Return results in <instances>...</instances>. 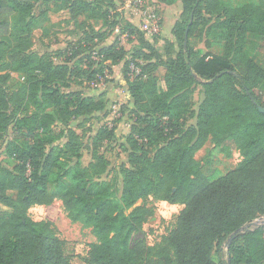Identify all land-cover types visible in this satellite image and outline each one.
Wrapping results in <instances>:
<instances>
[{
	"label": "trees",
	"instance_id": "trees-1",
	"mask_svg": "<svg viewBox=\"0 0 264 264\" xmlns=\"http://www.w3.org/2000/svg\"><path fill=\"white\" fill-rule=\"evenodd\" d=\"M125 1L0 0V139L14 161L12 168L0 164V264H75L54 224L29 216L55 198L72 222L93 229L98 242L90 264H264V225L246 228L264 216V94L257 92L264 68L246 52L248 36L264 38V0L238 6L158 0L181 5L164 53L125 18ZM55 11L68 12L80 39L40 54L34 34H48L43 25ZM199 28L207 47L211 39L223 43L222 55L191 46ZM109 30L135 38L131 57L117 39L106 44ZM121 64L129 98L121 111L132 126L122 137V117L101 126L88 147L92 162L82 167L85 143L73 123L108 116V100L104 93L66 91ZM14 75L24 82L11 92ZM210 140H231L241 151L234 171L204 175L195 156ZM113 144L128 160L118 168L120 189L118 181L102 180L111 166L103 149ZM150 197L185 207L160 244L132 245L154 216V209L135 205Z\"/></svg>",
	"mask_w": 264,
	"mask_h": 264
},
{
	"label": "rangeland",
	"instance_id": "rangeland-1",
	"mask_svg": "<svg viewBox=\"0 0 264 264\" xmlns=\"http://www.w3.org/2000/svg\"><path fill=\"white\" fill-rule=\"evenodd\" d=\"M157 0H146L144 6H135L136 8L126 11L130 22L135 26L144 28L146 23L143 19H149L150 16H155L156 22H158V31L152 30L146 31L144 34L146 39L155 44V47L164 53V40L173 39L171 31L174 20L180 14L179 6H176L174 11L166 13L158 7ZM227 5L238 6L243 4H258L263 0H222ZM124 7V6H123ZM151 14V15H150ZM51 20L48 23H44L43 27L48 31L47 35H44V31L39 29L35 32L33 41V50L43 54H55L57 50L63 49L68 43L77 42L81 31L75 28L74 24L69 21L68 12H52ZM97 30H108L102 27V23L95 20H89ZM108 32H111L110 30ZM122 44L130 53L128 57H131L133 49L137 46L138 42L135 38H130L121 31L116 30L111 32L110 38L106 41V44H111L116 40ZM208 39L203 33V29L199 28L195 31L194 35L190 38V44L195 49L205 50L213 55H222L224 53L223 43L218 40L211 39L212 46L207 47L206 42ZM246 52L249 56L253 57L259 65L264 68V38L259 36H248L246 44ZM175 51L174 56H176ZM62 59H56L57 63H61ZM106 77L99 76L97 80H87V76L80 81H75L72 84V88L66 92L80 91L84 93H104L108 100L109 115L99 116L98 118L88 119L84 121L83 118L76 120L73 126L77 133L82 137L85 143V152L81 161L82 167H87L92 162L91 153L88 150L91 144V139L95 136L96 132L103 125H110L114 120L123 118L119 124L117 131L118 136L122 137L129 133L132 122L129 113L123 115L121 107L128 103V95L125 90V81L122 74V64L116 66V68H106L104 73ZM160 78V85L164 87V74L165 70L160 68L156 73ZM94 81V82H92ZM24 82V79L19 75H14L11 84V92L18 89V87ZM97 88L98 90H95ZM258 94H264V83L260 89L257 90ZM195 107L198 105L199 95L195 94ZM194 121L190 119L188 125ZM6 143L3 139H0V164L8 167H13L14 161L10 159L5 153ZM105 155L109 158L111 166L103 176L102 180L106 182H117V188L121 187V180L118 177V168L127 164V156L122 152L118 145L113 144L108 149H103ZM196 160L201 164L202 171L208 178H213L218 175H226L234 171L242 161L241 151L231 140H224L221 144L210 140L206 145L196 153ZM49 191L54 194V186L50 184ZM14 196V194H12ZM147 206L154 209V216L148 220L143 226L142 231L134 234L132 238V245H135L138 241L143 240L149 247L160 244L163 239L170 235L175 229L178 216L184 209V205H172L164 202L156 197H150L146 200L139 201L135 207ZM29 216L37 222L48 221L52 222L58 230L59 237L65 241L66 254L70 257L71 261L75 264H90V251L93 244L98 242L93 229L84 226L82 223L72 222L69 217L65 205L62 200L55 198L49 205H37L29 210ZM259 225H264V216L258 218ZM256 225V226H259ZM228 250V246L225 247V251ZM215 247L213 248V252Z\"/></svg>",
	"mask_w": 264,
	"mask_h": 264
},
{
	"label": "built area",
	"instance_id": "built-area-1",
	"mask_svg": "<svg viewBox=\"0 0 264 264\" xmlns=\"http://www.w3.org/2000/svg\"><path fill=\"white\" fill-rule=\"evenodd\" d=\"M146 4V0H126L124 3V9L126 11H130L134 8L135 6H144ZM151 15V14H150ZM146 25H144V28L138 27L144 34H147L146 31L151 32L152 30L159 32L158 29V22L155 20V16H150L149 19H143ZM133 68V67H132ZM134 70V68H133Z\"/></svg>",
	"mask_w": 264,
	"mask_h": 264
},
{
	"label": "crops",
	"instance_id": "crops-1",
	"mask_svg": "<svg viewBox=\"0 0 264 264\" xmlns=\"http://www.w3.org/2000/svg\"><path fill=\"white\" fill-rule=\"evenodd\" d=\"M156 3L158 4L157 6L160 7L163 12L166 11V13L169 12V11H170V13H171V11H174L176 9V6H179V9L181 8L180 3L175 4V5H166V4H163V3L159 2L158 0L156 1ZM125 15H129V13H126ZM125 18L127 20H129L128 16H125ZM178 18H179V15H178ZM177 20H178L177 18L174 20V22L172 24V27H171V30H170L171 31L170 33H172V30H173L174 25H175ZM114 68H116V67H114Z\"/></svg>",
	"mask_w": 264,
	"mask_h": 264
},
{
	"label": "water",
	"instance_id": "water-1",
	"mask_svg": "<svg viewBox=\"0 0 264 264\" xmlns=\"http://www.w3.org/2000/svg\"><path fill=\"white\" fill-rule=\"evenodd\" d=\"M188 33H189V30H187V32H186L185 47L187 46ZM259 110H260V112L264 113V108L259 107ZM256 225H259V224H258V221H254V222L250 223L246 228H249V227H256ZM259 226H261V225H259ZM243 230H244V229H241L240 231H243Z\"/></svg>",
	"mask_w": 264,
	"mask_h": 264
}]
</instances>
